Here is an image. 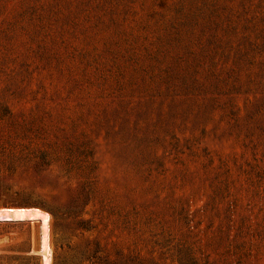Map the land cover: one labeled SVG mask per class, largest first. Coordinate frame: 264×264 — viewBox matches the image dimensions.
Masks as SVG:
<instances>
[{"label":"rangeland","instance_id":"1","mask_svg":"<svg viewBox=\"0 0 264 264\" xmlns=\"http://www.w3.org/2000/svg\"><path fill=\"white\" fill-rule=\"evenodd\" d=\"M264 264V0H0V264Z\"/></svg>","mask_w":264,"mask_h":264},{"label":"bare ground","instance_id":"2","mask_svg":"<svg viewBox=\"0 0 264 264\" xmlns=\"http://www.w3.org/2000/svg\"><path fill=\"white\" fill-rule=\"evenodd\" d=\"M40 264H42L41 257H40Z\"/></svg>","mask_w":264,"mask_h":264}]
</instances>
